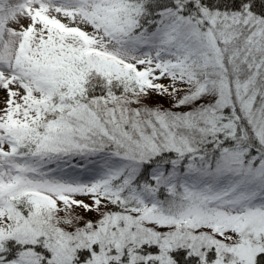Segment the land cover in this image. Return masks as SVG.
Masks as SVG:
<instances>
[{
  "label": "snow or ice",
  "instance_id": "1",
  "mask_svg": "<svg viewBox=\"0 0 264 264\" xmlns=\"http://www.w3.org/2000/svg\"><path fill=\"white\" fill-rule=\"evenodd\" d=\"M0 264H264V0H0Z\"/></svg>",
  "mask_w": 264,
  "mask_h": 264
},
{
  "label": "rangeland",
  "instance_id": "2",
  "mask_svg": "<svg viewBox=\"0 0 264 264\" xmlns=\"http://www.w3.org/2000/svg\"><path fill=\"white\" fill-rule=\"evenodd\" d=\"M153 102H156V101L154 100ZM159 102L162 103L165 107L168 106V102L166 100H159Z\"/></svg>",
  "mask_w": 264,
  "mask_h": 264
}]
</instances>
